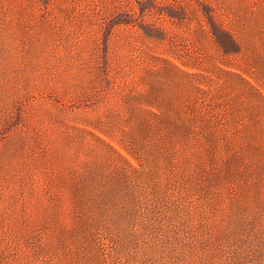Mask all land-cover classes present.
<instances>
[{
    "label": "rangeland",
    "instance_id": "rangeland-1",
    "mask_svg": "<svg viewBox=\"0 0 264 264\" xmlns=\"http://www.w3.org/2000/svg\"><path fill=\"white\" fill-rule=\"evenodd\" d=\"M0 264H264V0H0Z\"/></svg>",
    "mask_w": 264,
    "mask_h": 264
}]
</instances>
